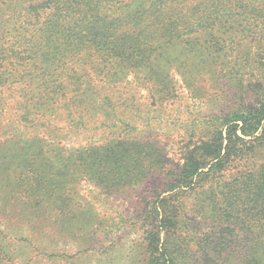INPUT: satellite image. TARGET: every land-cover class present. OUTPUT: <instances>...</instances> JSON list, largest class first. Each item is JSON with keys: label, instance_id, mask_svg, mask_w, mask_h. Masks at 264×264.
<instances>
[{"label": "trees", "instance_id": "1", "mask_svg": "<svg viewBox=\"0 0 264 264\" xmlns=\"http://www.w3.org/2000/svg\"><path fill=\"white\" fill-rule=\"evenodd\" d=\"M179 45L189 49L180 53ZM131 74L141 75L142 88L156 102L175 95V74L193 98L213 101L202 127L194 129L198 140L184 145L178 169L167 167L156 142L124 136L87 150L66 145L72 132L137 128L118 117L117 107L130 99L115 96ZM260 150L264 0H0V178L12 179V160L14 179L31 183L30 196L41 199L52 181L64 180V195L79 178L110 193L162 174L165 192L179 189L180 195L160 198L139 227L145 264H181L169 237L183 220L181 194L208 182L216 187L201 207L208 202L220 221L245 228L246 238L216 241L210 233L202 256L215 254L223 264H264V166L226 183L236 163L253 160ZM21 188L14 185V200ZM50 215L23 204L16 218L29 229L14 222L13 237L20 256L14 253L13 260L8 234L0 229V264L31 262L30 254L55 263L65 259L37 245ZM55 218L60 238L75 229L72 220H81L76 223L86 228L77 235L94 247L93 217L59 212ZM194 229L198 240L203 226ZM234 245L243 246L239 262L232 261Z\"/></svg>", "mask_w": 264, "mask_h": 264}, {"label": "rangeland", "instance_id": "2", "mask_svg": "<svg viewBox=\"0 0 264 264\" xmlns=\"http://www.w3.org/2000/svg\"><path fill=\"white\" fill-rule=\"evenodd\" d=\"M184 48L189 49L184 45H179L178 52L182 53ZM140 79L141 75L139 74L128 75L124 82L115 88L118 90L115 94L116 97L122 96L126 100L130 99L125 102L124 107H117L118 117L120 120L128 119L126 120L127 123L137 127L136 129L129 131L131 133L122 131L121 127L108 131L82 130L77 131V133L72 132L67 137V147L69 149L87 150L106 144L112 139L127 136L126 138L142 142L158 143L165 150L167 167L169 169L181 167L183 165V147L193 138L194 129L202 127L203 119L213 101L211 98L207 100L193 98L185 87L182 76L175 74L173 79L175 95L165 102H156L150 97L148 91L142 88L144 82ZM196 140H198V136L193 138V141ZM263 166L264 150H260L253 160L236 163L227 173L230 177L227 178L229 180L226 183H232L240 174L253 173ZM2 167L5 169L6 166L2 165ZM8 167L13 169L12 179L7 182L5 178H0V229L8 234L7 240L10 239L9 244H11L8 250L13 260L16 261L17 259L14 253L17 257L20 256L18 254L20 248L14 247V222L18 227L22 226L21 228L25 230L29 229L27 222L18 223L19 220L16 218L23 204H26L27 209L31 211L41 210L51 214L44 225L45 228L43 227L48 236L40 239L37 245L47 248L51 252L65 254V259H60L57 263L48 259L38 260L37 254L34 256L30 254L28 258H32L31 262L26 261L24 264H145L144 252L139 247L141 243L139 227L147 220L153 205L158 203L160 198L180 195L179 189L165 192L163 175L156 174L137 187L117 189V191L110 193L96 186L93 182L79 178L71 187L74 190L64 195L63 191L65 190H61L64 180L52 181L53 187L48 191L47 197L35 199L30 196L29 186L31 183L19 182L18 179H14L12 160ZM17 183L22 185L21 194L19 199L14 200V185ZM211 187L215 189V183L208 182L203 189H199L195 193L188 190L181 194L182 207L185 210L182 214L183 220L180 223V229L169 236L175 243L173 249L178 254L181 264H223L222 260H218V256L215 254H212L211 258H207L203 257L200 252V248L211 243L206 236L210 233L215 234L214 240L216 241L223 238L226 241L237 239L238 242V239L246 238L245 228L220 221L214 211L208 207V202L204 204V207H201V200L212 196ZM58 191L61 193L59 194ZM28 195L29 197H27ZM175 204L179 207V203ZM59 212L64 213L66 217L71 216V213L80 215L81 212L86 213L87 217H93L95 223L90 228L94 235V247L92 249L84 246V243H88L89 240H83L82 233L77 235L79 231L86 228V225L76 223V221L81 220L74 219L71 221V225L75 224V229L71 231L72 235L63 238L56 236L54 229L60 223L56 221L58 218H55V215ZM214 216L216 217L213 218ZM219 222L225 224H216ZM195 226H203L202 230H198V240L194 239L197 231L194 229ZM17 232L19 233V231ZM165 235V233L162 235L164 239L166 238ZM233 249L236 252L232 253V261L239 262L242 258L243 246L234 245ZM23 261L24 259L21 258L19 263L23 264Z\"/></svg>", "mask_w": 264, "mask_h": 264}]
</instances>
